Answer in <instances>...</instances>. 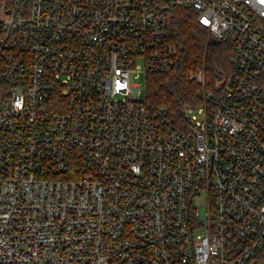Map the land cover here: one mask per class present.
<instances>
[{
    "label": "built area",
    "instance_id": "built-area-1",
    "mask_svg": "<svg viewBox=\"0 0 264 264\" xmlns=\"http://www.w3.org/2000/svg\"><path fill=\"white\" fill-rule=\"evenodd\" d=\"M177 7L234 50L183 125ZM0 264H264V0L0 2Z\"/></svg>",
    "mask_w": 264,
    "mask_h": 264
},
{
    "label": "trees",
    "instance_id": "trees-1",
    "mask_svg": "<svg viewBox=\"0 0 264 264\" xmlns=\"http://www.w3.org/2000/svg\"><path fill=\"white\" fill-rule=\"evenodd\" d=\"M9 1V0H0ZM170 38L180 47V65L169 73L151 72L146 99L152 105L166 104L177 124L185 123L183 104L202 102L200 85L188 78L191 69L203 70L209 86L232 66L233 48L210 35L193 8L177 7L170 18Z\"/></svg>",
    "mask_w": 264,
    "mask_h": 264
},
{
    "label": "rangeland",
    "instance_id": "rangeland-1",
    "mask_svg": "<svg viewBox=\"0 0 264 264\" xmlns=\"http://www.w3.org/2000/svg\"><path fill=\"white\" fill-rule=\"evenodd\" d=\"M150 78V73H145L141 72L137 74L134 78V83L138 86L136 87V90L139 91L138 96L142 99L146 98V88H147V83L148 79ZM202 211L204 210L203 208L201 209Z\"/></svg>",
    "mask_w": 264,
    "mask_h": 264
}]
</instances>
